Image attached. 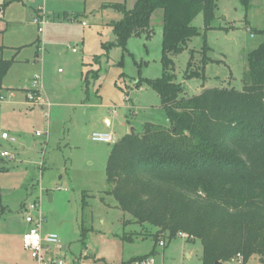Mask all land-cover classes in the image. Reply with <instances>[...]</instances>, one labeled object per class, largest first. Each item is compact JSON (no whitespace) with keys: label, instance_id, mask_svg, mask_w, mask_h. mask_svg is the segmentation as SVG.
<instances>
[{"label":"rangeland","instance_id":"374dc122","mask_svg":"<svg viewBox=\"0 0 264 264\" xmlns=\"http://www.w3.org/2000/svg\"><path fill=\"white\" fill-rule=\"evenodd\" d=\"M135 1L18 0L6 12L17 20L8 27L6 44L42 40L44 34L37 32L29 16L35 15L34 8L40 7L45 16L49 12L53 16L67 14L70 20L62 46L56 45L62 42V34H57L59 42L41 47L43 62L37 65L33 64L35 47L28 46L5 79L6 87L30 91L39 88L42 81L45 104L30 109L25 101V106L12 105L8 98L0 103V135L7 132L16 139L13 145L1 142L0 148L14 154V160L0 171V264H33L22 246L27 231L22 207L35 199L46 219L44 231L57 235L62 244L59 256L67 262L76 259L78 264H122L154 252L155 264H201L198 240L189 243L178 236L163 247L155 245L152 235L156 229L135 223L117 208L112 196L104 193L108 190L106 155L112 145L92 142V134L111 133L119 140L132 131L140 133L145 123L168 126L158 95L145 84L135 87L139 79L155 80L162 75L161 11L152 15L150 39L144 35L132 37L125 49L103 47L115 40L110 23L122 18L104 6L123 4L131 9ZM216 4L211 27L204 31L199 14L192 25L200 35L172 57L175 81L184 87L183 98L197 96L205 89L242 90L246 57L264 41V34L259 33L264 32V0H253L248 10L239 0H217ZM74 14L80 17L73 20ZM50 20L45 28L57 22V18ZM22 31L25 37L20 38ZM73 49L76 54L71 53ZM204 56L207 64L203 76L186 79L188 64L190 71L197 72ZM3 58L9 60L10 54ZM80 90L92 109L71 106L78 102ZM103 117L111 120L108 131L103 129ZM36 133L41 136L36 137ZM124 236L132 241L124 240ZM263 263L257 256L248 261Z\"/></svg>","mask_w":264,"mask_h":264},{"label":"trees","instance_id":"16d2710c","mask_svg":"<svg viewBox=\"0 0 264 264\" xmlns=\"http://www.w3.org/2000/svg\"><path fill=\"white\" fill-rule=\"evenodd\" d=\"M216 1L136 0L131 9L104 6L122 15L110 23L115 40L103 45L106 50L125 49L132 37L150 39L152 15L161 11L162 75L139 79L135 87L145 84L158 95L168 123H145L140 133L132 131L112 146L104 193L135 223L156 229L155 245L186 235L187 242H200L201 264H224L237 254L246 264L253 256L264 260V41L246 57L240 91L213 88L183 98L184 87L173 75L172 57L200 35L193 20L201 14L207 31ZM239 1L248 10L253 0ZM4 49L0 46V96L13 64L3 58ZM202 63L197 72L190 71L189 63L185 78L202 77L206 56Z\"/></svg>","mask_w":264,"mask_h":264},{"label":"built area","instance_id":"2783aa9c","mask_svg":"<svg viewBox=\"0 0 264 264\" xmlns=\"http://www.w3.org/2000/svg\"><path fill=\"white\" fill-rule=\"evenodd\" d=\"M45 14L43 10L40 8L37 10V13L32 17V25L36 27L37 32L39 34L43 33L44 25H45ZM72 52H76L72 50ZM38 77H35V82ZM38 83V82H37ZM35 85V84H34ZM36 86V85H35ZM31 92H29L25 101L26 104L30 106L37 105V91L36 88ZM14 94L9 93L8 98H13ZM5 100V96H0V102ZM123 100H127L126 97H123ZM39 133H36V137H40ZM1 139L7 141L10 144L15 143V139L10 138L8 134L2 133ZM91 141L94 143H101L106 145H115L118 140H116L115 136L111 133H93L91 136ZM0 157L6 158L9 160L13 159V156L8 151H0ZM24 214L23 219L27 226V231L22 236V246L23 249L29 254L31 260L34 264H70L65 260L64 257H60L59 254L62 251V244L57 237V235L53 233L43 234L42 228L46 223L45 217L42 215L36 199L32 202L26 204L23 207ZM186 238V235H180ZM160 246H164L165 242L161 241L159 243ZM231 264H244V259L241 254H237L231 261ZM132 264H155L153 257H148L145 259L138 260ZM264 264V263H263Z\"/></svg>","mask_w":264,"mask_h":264},{"label":"crops","instance_id":"0c3cea01","mask_svg":"<svg viewBox=\"0 0 264 264\" xmlns=\"http://www.w3.org/2000/svg\"><path fill=\"white\" fill-rule=\"evenodd\" d=\"M16 1H18V0H10V1L7 2L8 5L4 9H1L0 8V46H3L5 48L4 51H3V53H2V56L4 57V55L6 53H9L10 54V59H13V64H14V63H16V60L15 59L18 58L20 56V54L24 50H26L28 48V46L30 48L34 46L35 47V53H34V58H33V64L34 65H37V64L40 63V61L43 62V60L41 59L42 56L39 53L41 51V47L42 46H46V45H48L50 43L51 44H53V43L56 44V42H59L60 40H58V39L55 38L57 34H62V36H61V41L62 42H60L59 44H56V45L62 46V44L64 42L63 40H66L65 38L63 39V37L66 34H68V28H69V26L67 24H69L68 21L70 20V15L63 14L62 16H60V15L53 16L52 15L53 13L49 12L48 13V16H45L46 17L45 18L46 24H47V21H53V20H50L51 18H53V19L54 18H57V22H56V24L55 23H48V25H46V28L44 27L45 28V32L43 30L42 35L43 34L44 35L42 36V40L41 39H37L36 42L33 41V43H32L31 40L26 41L27 43H22V41H21V43H18V44L12 43V41H7L9 43L6 44L5 41H4V39H5V34H7L9 25L10 24H14L15 25L17 23V20L14 19V17H12L9 13H6V12L9 10V8L11 7V5H13V4L16 3ZM3 4H5V3H3ZM1 5L2 4L0 3V6ZM39 8L40 7H38V9ZM38 9L37 8L36 9L34 8L35 14L37 13V10ZM33 15H29V16H32L33 17ZM5 17L13 18V20H7ZM79 17H80L79 15H77V14L75 15L74 14L73 15V20H77ZM81 25L84 26L83 23H81ZM24 34H25V32L22 31V34L19 35L20 38L21 37H25ZM19 36L17 37V39H20ZM62 52L65 53V50H62ZM71 53L72 54H76L77 51L76 52H72V50H71ZM13 64L10 67L8 73L6 74V76L4 77V79L2 81V88L4 89V92H2V95L3 96H5V95L8 96L9 93H13L14 94V97L13 98H8V97L5 96V100H6V98H8L9 101H11V100L13 101V103L10 102V103H12V105L25 106L24 105L25 97L32 90L30 91L29 88L6 87L5 84H4L5 83V79L9 76V74L11 72V68L13 67ZM42 80H43V78H42ZM125 87H126V85H125ZM43 88H44V85H43V83L41 81V86L38 89H36V91H37V101H38L37 105H38V107H41V108H43L44 107V104H45V100H44L45 92H43ZM81 92L82 91L80 90L79 93H77V96L79 98L78 102L71 103L72 104L71 106L72 107H79V108L82 107L83 109H86V110L87 109H90L91 106H88L87 107V105H89V104L86 103L87 101L83 100V96H82V93ZM25 103H26V101H25ZM26 106L28 108H30V109H31V107H34V106H30L28 104H26ZM83 114L85 115L86 112H84ZM166 121H167V119H166ZM103 123H105V126L103 127L104 131H108L109 129H111L112 123H111V120H110L109 117H103ZM2 133L8 134L7 132H2ZM8 136L10 138H13L9 134H8ZM13 139H15V138H13ZM1 142L8 143L7 141L2 140L1 139V135H0V148L2 147ZM8 144L9 145H13V144H10V143H8ZM0 151H8V150H2V149H0ZM20 151L23 152L24 151V148L23 147H20ZM8 152H10V151H8ZM109 153H110V151L107 150V155L106 156H109ZM10 154L13 156V159L12 160H9V159L1 158L0 157L1 158L0 159V171L3 170V167H5L10 161H13L14 160V154H12L11 152H10ZM2 160H6L7 163L6 164L5 163H2L3 162ZM42 233L43 234H49V233H47V232L44 231V228H42ZM69 263L70 264H78L76 259H72ZM33 264H34V262H33ZM246 264H248V262Z\"/></svg>","mask_w":264,"mask_h":264},{"label":"water","instance_id":"95a60500","mask_svg":"<svg viewBox=\"0 0 264 264\" xmlns=\"http://www.w3.org/2000/svg\"><path fill=\"white\" fill-rule=\"evenodd\" d=\"M48 200L51 201V196H50V195H49V197H48ZM216 264H220V263H216Z\"/></svg>","mask_w":264,"mask_h":264}]
</instances>
